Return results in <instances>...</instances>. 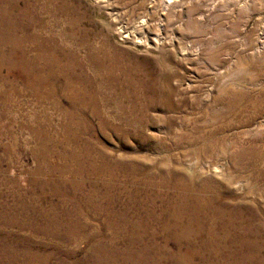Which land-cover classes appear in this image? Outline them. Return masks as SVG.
<instances>
[{"label": "rangeland", "instance_id": "374dc122", "mask_svg": "<svg viewBox=\"0 0 264 264\" xmlns=\"http://www.w3.org/2000/svg\"><path fill=\"white\" fill-rule=\"evenodd\" d=\"M0 264H264V0H0Z\"/></svg>", "mask_w": 264, "mask_h": 264}, {"label": "bare ground", "instance_id": "6f19581e", "mask_svg": "<svg viewBox=\"0 0 264 264\" xmlns=\"http://www.w3.org/2000/svg\"><path fill=\"white\" fill-rule=\"evenodd\" d=\"M168 2V1H167ZM143 22V21H142ZM143 24H144V22H143Z\"/></svg>", "mask_w": 264, "mask_h": 264}]
</instances>
